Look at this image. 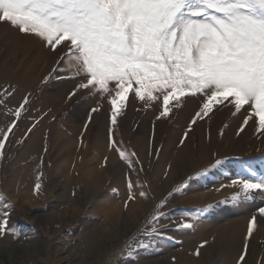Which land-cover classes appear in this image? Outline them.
Instances as JSON below:
<instances>
[{
    "label": "rangeland",
    "instance_id": "obj_1",
    "mask_svg": "<svg viewBox=\"0 0 264 264\" xmlns=\"http://www.w3.org/2000/svg\"><path fill=\"white\" fill-rule=\"evenodd\" d=\"M65 51L0 22V138L15 122L0 157V221L8 213L0 264H264V194L231 200L233 179L252 178L248 168L264 175V130L252 109L234 114L225 101L188 130L199 99L170 101L157 119L156 102L130 93L113 125L110 98L78 89L67 61L56 71ZM110 137L135 153L131 166ZM152 226L159 234L144 235Z\"/></svg>",
    "mask_w": 264,
    "mask_h": 264
},
{
    "label": "snow or ice",
    "instance_id": "obj_2",
    "mask_svg": "<svg viewBox=\"0 0 264 264\" xmlns=\"http://www.w3.org/2000/svg\"><path fill=\"white\" fill-rule=\"evenodd\" d=\"M0 22L35 35L54 51L63 44L67 51L56 71L67 61L72 78L80 79L78 89L110 98L113 125L132 93L133 100L157 103V119L169 116L170 101L179 107L185 103L183 97L199 99L200 110L188 130L196 117L203 118L214 105L225 101L228 104L224 106L230 104L234 114L252 109L264 130V0H0ZM27 103L25 98L20 108ZM15 115L19 117L20 110ZM249 119L253 116L243 123ZM13 127L15 122L0 138V157ZM187 135L185 131L181 144ZM109 143L122 160L133 164L135 153L124 148L122 141L110 137ZM221 163L216 161L217 166ZM247 171L252 178L241 175L232 180V186L238 189L232 201L252 199L257 192L264 194V175L257 179L251 168ZM204 174L197 173L196 177ZM196 177H189V182ZM40 187L37 183L34 192ZM128 190L132 192L131 181ZM134 198L129 195L128 200ZM4 199L0 195V201ZM211 207L195 212L205 213ZM259 211L264 214V208ZM4 216L0 236L8 223V213ZM159 218L154 216L153 220ZM255 221L253 216L249 237ZM153 234H159L155 226L144 233ZM239 259L243 261L244 255Z\"/></svg>",
    "mask_w": 264,
    "mask_h": 264
},
{
    "label": "bare ground",
    "instance_id": "obj_3",
    "mask_svg": "<svg viewBox=\"0 0 264 264\" xmlns=\"http://www.w3.org/2000/svg\"><path fill=\"white\" fill-rule=\"evenodd\" d=\"M41 181H42V180H41ZM158 197H160V196H158ZM199 199H200V198H199ZM201 200H202V199H201ZM258 218H259V217H258ZM260 219H261V220L264 219V216H261V218H259V220H260ZM257 221H258V220H257ZM261 222H262V221H261ZM263 223H264V222H263ZM257 224H260L259 221H258ZM238 247H239V246H238Z\"/></svg>",
    "mask_w": 264,
    "mask_h": 264
}]
</instances>
